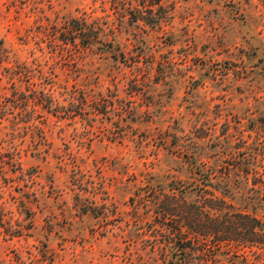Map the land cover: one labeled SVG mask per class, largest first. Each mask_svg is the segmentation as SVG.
<instances>
[{"label": "rangeland", "instance_id": "obj_1", "mask_svg": "<svg viewBox=\"0 0 264 264\" xmlns=\"http://www.w3.org/2000/svg\"><path fill=\"white\" fill-rule=\"evenodd\" d=\"M68 18L102 44H61ZM21 93L44 108L20 112ZM4 100L0 264H162L151 201H195L199 174L264 218L247 192L264 178V0H0Z\"/></svg>", "mask_w": 264, "mask_h": 264}, {"label": "trees", "instance_id": "obj_2", "mask_svg": "<svg viewBox=\"0 0 264 264\" xmlns=\"http://www.w3.org/2000/svg\"><path fill=\"white\" fill-rule=\"evenodd\" d=\"M136 13L135 9L129 12V22L137 23L141 19ZM142 19L144 23L152 26L158 22L157 18H151L149 22H146L145 18ZM54 36L66 46H76L78 43L88 49L96 46L95 44H102L98 40V31L85 20L68 18L63 26L56 30ZM18 102L19 106L14 108L20 112L31 109L34 111L32 114H35L36 108H44L42 98H28L25 94ZM9 103L6 100L1 102L2 118L8 115L11 105ZM242 171L246 176L250 174L249 169ZM199 175L198 182L204 188H186L196 193L195 201H187L183 190L180 191L181 195H177L178 189L173 190L168 200H160L159 197L151 201V204H156V208H161L163 212L153 216L156 232H164L156 238L155 246V249L161 252L162 264H247L240 259L241 255L247 259L250 254L256 253L264 260V218L253 212L239 210L222 196H216L213 190L216 191L220 181L215 185L210 174ZM263 180L264 178L259 176L257 179L255 176L252 187L247 189L259 203L264 201ZM74 199L82 215H95L93 208L82 204L79 196ZM233 250L242 254L236 256Z\"/></svg>", "mask_w": 264, "mask_h": 264}]
</instances>
